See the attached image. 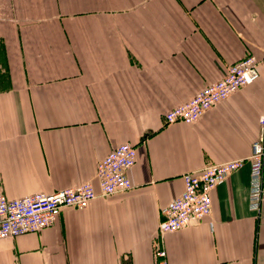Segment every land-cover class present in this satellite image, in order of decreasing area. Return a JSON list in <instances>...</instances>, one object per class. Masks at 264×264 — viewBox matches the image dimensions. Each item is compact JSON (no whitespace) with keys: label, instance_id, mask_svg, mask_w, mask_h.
Masks as SVG:
<instances>
[{"label":"crops","instance_id":"obj_1","mask_svg":"<svg viewBox=\"0 0 264 264\" xmlns=\"http://www.w3.org/2000/svg\"><path fill=\"white\" fill-rule=\"evenodd\" d=\"M0 193L51 194L93 180L136 145L133 188L64 208L55 224L0 239V264H264L251 165L211 193V215L161 234L183 175L248 157L264 114V0H0ZM259 78L194 124L165 113L247 55ZM7 79V80H6Z\"/></svg>","mask_w":264,"mask_h":264},{"label":"built area","instance_id":"obj_2","mask_svg":"<svg viewBox=\"0 0 264 264\" xmlns=\"http://www.w3.org/2000/svg\"><path fill=\"white\" fill-rule=\"evenodd\" d=\"M259 65V59L253 54L236 64L228 65L220 80L168 110L165 113L166 124L198 122L209 109L242 87L253 84L260 76ZM260 123L261 134L252 144V152L248 157L210 164L201 171L187 172L182 176V194L162 211L159 223L161 234L179 231L210 216L212 191L246 163L251 165L250 208L264 217V114ZM137 157V147L131 142L114 146L97 164L94 178L98 181L100 191L96 189L93 180H86L51 194L37 192L9 199L0 193V239L38 232L55 224L64 208L84 209L98 196H109L132 189L128 172L135 165ZM154 254L158 264H168L164 248H156Z\"/></svg>","mask_w":264,"mask_h":264},{"label":"rangeland","instance_id":"obj_3","mask_svg":"<svg viewBox=\"0 0 264 264\" xmlns=\"http://www.w3.org/2000/svg\"><path fill=\"white\" fill-rule=\"evenodd\" d=\"M4 46L5 44L0 41V84L4 82L5 78L8 76L7 72H5V69L7 71V68H5V66L7 65V60L4 56L5 55Z\"/></svg>","mask_w":264,"mask_h":264}]
</instances>
